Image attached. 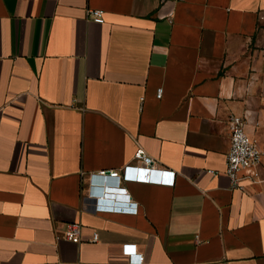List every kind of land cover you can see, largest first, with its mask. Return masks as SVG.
Here are the masks:
<instances>
[{
    "label": "crops",
    "instance_id": "0c3cea01",
    "mask_svg": "<svg viewBox=\"0 0 264 264\" xmlns=\"http://www.w3.org/2000/svg\"><path fill=\"white\" fill-rule=\"evenodd\" d=\"M232 115L263 150L243 189L226 174ZM138 148L175 183L92 197ZM73 222L80 242L62 238ZM132 253L264 264V0H0V264Z\"/></svg>",
    "mask_w": 264,
    "mask_h": 264
},
{
    "label": "built area",
    "instance_id": "2783aa9c",
    "mask_svg": "<svg viewBox=\"0 0 264 264\" xmlns=\"http://www.w3.org/2000/svg\"><path fill=\"white\" fill-rule=\"evenodd\" d=\"M105 12L101 9L88 10L89 19L97 22H105ZM163 88L157 92L161 98ZM231 130V145L226 160V174L230 177L232 187L243 189L245 179H256L259 176L257 168L262 162L263 150L256 138L252 137L246 130V119L244 116L232 115L229 121ZM135 163L127 164L118 170H103L98 174L104 181L108 180L110 185L94 189L91 196L99 200L113 201L115 204L133 203L131 194L125 186L117 185V180L122 182L136 181L152 184L175 183V171L163 168L155 158L148 155L145 150L138 148L135 154ZM91 176L94 178L93 174ZM114 181V182H113ZM62 238L80 242L81 225L73 222L69 223ZM93 240H98L95 233ZM131 264H143V256L139 253H132Z\"/></svg>",
    "mask_w": 264,
    "mask_h": 264
},
{
    "label": "water",
    "instance_id": "95a60500",
    "mask_svg": "<svg viewBox=\"0 0 264 264\" xmlns=\"http://www.w3.org/2000/svg\"><path fill=\"white\" fill-rule=\"evenodd\" d=\"M107 185H110V182L108 180H105L103 186H107Z\"/></svg>",
    "mask_w": 264,
    "mask_h": 264
}]
</instances>
